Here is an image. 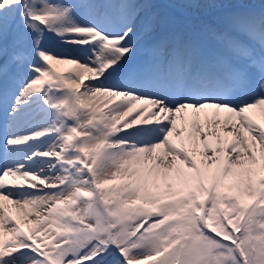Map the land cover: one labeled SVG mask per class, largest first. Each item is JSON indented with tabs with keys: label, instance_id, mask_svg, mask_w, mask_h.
Segmentation results:
<instances>
[{
	"label": "snow or ice",
	"instance_id": "snow-or-ice-1",
	"mask_svg": "<svg viewBox=\"0 0 264 264\" xmlns=\"http://www.w3.org/2000/svg\"><path fill=\"white\" fill-rule=\"evenodd\" d=\"M172 6L0 0V264H264V0Z\"/></svg>",
	"mask_w": 264,
	"mask_h": 264
},
{
	"label": "rangeland",
	"instance_id": "rangeland-1",
	"mask_svg": "<svg viewBox=\"0 0 264 264\" xmlns=\"http://www.w3.org/2000/svg\"><path fill=\"white\" fill-rule=\"evenodd\" d=\"M170 8L171 9H169V11L167 12V14L169 16H171L172 14H174L175 17L173 18V20H177V21H181V22H189L190 21V22H193L194 23L196 21V19H197L196 15L193 14V13H189V12H186L185 10L177 9V8H175L173 6H171ZM173 10H175V11H173ZM153 12H154V7H153ZM185 13L187 15H189V17H186ZM155 14L156 15L158 14L157 16L160 19H168V17H166V18L160 17V16H162V11H158ZM135 43H136L137 48L140 49V52H138V53L142 55V49H143V40H142V38H138ZM1 117L2 116H0V118Z\"/></svg>",
	"mask_w": 264,
	"mask_h": 264
},
{
	"label": "trees",
	"instance_id": "trees-1",
	"mask_svg": "<svg viewBox=\"0 0 264 264\" xmlns=\"http://www.w3.org/2000/svg\"><path fill=\"white\" fill-rule=\"evenodd\" d=\"M160 1H162V2H164V1H170V0H160ZM172 2H174V0H171ZM151 2H152V4L153 5H156V2H155V0H151ZM159 9L161 10V9H165L164 7H162V6H159ZM157 10V9H156Z\"/></svg>",
	"mask_w": 264,
	"mask_h": 264
},
{
	"label": "bare ground",
	"instance_id": "bare-ground-1",
	"mask_svg": "<svg viewBox=\"0 0 264 264\" xmlns=\"http://www.w3.org/2000/svg\"><path fill=\"white\" fill-rule=\"evenodd\" d=\"M63 68V66H61ZM63 70V69H62ZM136 113L134 112L133 115H135ZM3 117L0 118V120H2ZM139 126H143V125H139Z\"/></svg>",
	"mask_w": 264,
	"mask_h": 264
}]
</instances>
